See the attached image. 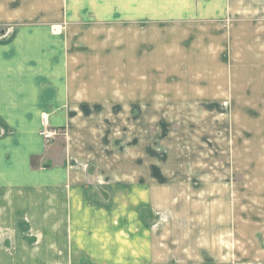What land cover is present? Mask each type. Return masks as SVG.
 <instances>
[{"label":"crops","instance_id":"crops-1","mask_svg":"<svg viewBox=\"0 0 264 264\" xmlns=\"http://www.w3.org/2000/svg\"><path fill=\"white\" fill-rule=\"evenodd\" d=\"M251 24L260 40L264 0H0V264H166L141 209L180 184L150 161L168 134L109 107L206 104L176 83L230 70ZM149 74L175 76L171 101L150 102Z\"/></svg>","mask_w":264,"mask_h":264},{"label":"rangeland","instance_id":"rangeland-1","mask_svg":"<svg viewBox=\"0 0 264 264\" xmlns=\"http://www.w3.org/2000/svg\"><path fill=\"white\" fill-rule=\"evenodd\" d=\"M253 27L244 43L231 42L230 70L186 75L191 79L176 83L197 87L206 104L109 107L111 114L136 117L139 131V115L147 114L151 135L168 134L162 138L168 148L150 161L173 162L180 184L169 198L162 195L150 205L149 213L141 209L143 221L152 224L151 240L164 245L160 257L166 264H264V36L253 40ZM101 75L107 86L132 85L127 75ZM145 77L150 102L172 100L174 75ZM117 124L123 135L125 123ZM47 126L43 131L51 133Z\"/></svg>","mask_w":264,"mask_h":264},{"label":"built area","instance_id":"built-area-1","mask_svg":"<svg viewBox=\"0 0 264 264\" xmlns=\"http://www.w3.org/2000/svg\"><path fill=\"white\" fill-rule=\"evenodd\" d=\"M41 134H43L44 137H45V135H48V137H49L50 135H53V137H54V136H56L57 132L52 131L51 133H46L45 131H43ZM48 137H45V138H48Z\"/></svg>","mask_w":264,"mask_h":264},{"label":"bare ground","instance_id":"bare-ground-1","mask_svg":"<svg viewBox=\"0 0 264 264\" xmlns=\"http://www.w3.org/2000/svg\"><path fill=\"white\" fill-rule=\"evenodd\" d=\"M42 119H43V123H44V125L47 123L46 121H45V117H42ZM45 137H48V135H45ZM44 137V138H45ZM52 137V135H50L48 138H45V139H49V138H51Z\"/></svg>","mask_w":264,"mask_h":264}]
</instances>
